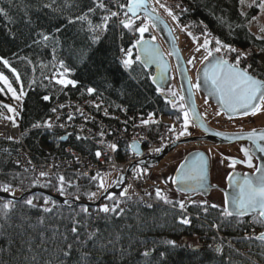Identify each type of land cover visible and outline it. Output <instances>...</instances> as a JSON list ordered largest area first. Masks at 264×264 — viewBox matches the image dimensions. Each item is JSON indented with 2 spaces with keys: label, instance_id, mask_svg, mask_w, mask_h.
<instances>
[{
  "label": "trees",
  "instance_id": "1",
  "mask_svg": "<svg viewBox=\"0 0 264 264\" xmlns=\"http://www.w3.org/2000/svg\"><path fill=\"white\" fill-rule=\"evenodd\" d=\"M180 1L188 10L183 12V17H191L200 25L203 21L213 36L236 49L254 48L258 54L264 53V39H257L247 28L255 9L241 16L239 0ZM104 2L114 10L109 0ZM46 4L51 7H45ZM93 7V0H0V9L7 14H0V57L7 59L16 73L2 63L0 72L8 78L21 99L16 118L20 141L0 138V186L11 185L9 192H0L19 196L37 189L64 197L70 205H62L36 193L14 201L15 206L5 218L2 205L9 200L0 198V264H62V249L69 243L73 245V256L71 261L65 260L63 264H78L82 251L91 252V264H147L149 260L151 264H264V241L245 238L255 227L262 228L255 215L225 218L220 215L222 209L219 207L189 203L185 208L193 218L186 227L178 222L182 214L172 204H168L172 209L130 205L119 214H104L98 208L87 207L89 211L85 214L81 211L82 204L73 203L77 196L83 199L92 191L87 180L76 179L71 174H59L51 182L42 181L14 166V157L21 148L27 149L38 162H45L51 156H67L66 146L83 154L92 152L94 144L78 139L79 133L75 128L71 129L72 135L61 141L63 133L59 131L55 133L45 127H32L37 121L50 118L55 105L67 99L82 101L88 97H99L104 105L112 108L122 105L132 113L146 115L159 111L165 116L180 119L179 107H173L157 94L149 81L150 72L135 61L133 54L134 63L130 69L126 70L121 64L120 49L131 48L135 41L132 36L136 35L138 39L139 33L124 29L119 24L120 17L111 18L107 30L93 31L92 28L100 25L102 17L107 15L98 8L89 12ZM80 16H86V19H76ZM69 20L73 22L69 23ZM150 30L143 37L149 36ZM38 32L49 35L50 39L43 41ZM94 35L100 37L96 43L92 42ZM82 51L89 54V59L83 63ZM251 60L254 62L255 58ZM61 61L70 71L65 72L61 68ZM57 79H72L78 83L75 87L64 86L56 83ZM88 87L96 91L89 95ZM0 89H3L0 91V121H3L8 116V109L3 107L8 103V96L3 86L0 85ZM45 95L50 97L48 101L43 100ZM125 147V142H120L116 155L120 156ZM61 175L65 178L64 194L59 190L58 177ZM151 197L158 199L156 195ZM29 198L33 199L36 207L24 204V200ZM45 198L49 201L47 205L44 204ZM45 206L52 211L44 212ZM77 221L79 240L71 232L73 223ZM214 224L219 227H213ZM97 229L96 242L87 241V233ZM117 236L119 240L114 247L109 245L99 249L100 243ZM184 239H187L185 243ZM142 240L148 243L142 245ZM163 240H174L176 247L161 243ZM195 240L199 241L197 249H193L197 245ZM153 241L156 242V251L152 256H140L144 247L153 246ZM217 247L222 251L216 252ZM122 248L126 250L123 254ZM160 252L165 253L162 261Z\"/></svg>",
  "mask_w": 264,
  "mask_h": 264
},
{
  "label": "snow or ice",
  "instance_id": "2",
  "mask_svg": "<svg viewBox=\"0 0 264 264\" xmlns=\"http://www.w3.org/2000/svg\"><path fill=\"white\" fill-rule=\"evenodd\" d=\"M155 4L159 5V7L163 8L165 12L172 18L174 22H176V26L180 29L181 32H185L187 28L194 26L192 23L188 25L181 26L179 23V15L173 11V9L167 7L166 4L160 3V0H154ZM240 5L243 7L246 4V0H239ZM94 7L89 8V12H94L95 9H101L104 12H107V15L102 17V23L100 25H96L92 28L93 31L104 29L107 30L108 22L111 18L117 17L119 18L121 13H123V19H119V24L128 30H135L140 33V39H137L131 48L125 50L121 48L120 51L123 54L121 59L122 66L127 70L130 69L134 63L132 59V49H137V54L135 56V61H143V63L148 64L157 60L160 57V53L158 49H154L148 47L146 42L143 41V34L148 31L149 25L147 23L142 22L140 26L135 27L136 20H139L138 12L143 10L146 15L144 17L145 20L151 19L153 22L158 20V17L154 15L156 12V8H149L148 0H126V3H118L116 5L117 11H112L105 4L104 0H93ZM45 7H51V5H44ZM257 7L262 12H264V0H252V3L247 4V7ZM176 7L180 9L181 12H187L186 8H182L180 4H177ZM0 14L7 15L3 12V9H0ZM130 14V15H129ZM241 16H245L246 14L241 11ZM78 20L86 19V16L77 17ZM256 19L255 17L252 18ZM73 21L69 20V23ZM203 25V21L200 22ZM91 25V22L89 21ZM59 31V29H56ZM189 37L192 38L193 43L198 46L194 49L195 52L199 53L201 50L205 53L202 59V63L207 61L208 63L205 65L203 69L204 80L210 84L211 89L214 94H216L219 98V104L223 110H226L229 113H237L240 112L242 115H256L257 113L264 112V79L258 78V76H264V69L259 67H254L253 64L248 63L246 66H242L243 60L250 55V53L237 51L231 44L224 42L217 36H213L207 28V25H203V31L201 32V36L204 37L203 43H200V37L193 35L192 32L186 33ZM38 36L42 38L43 41H48L50 39L49 35L38 32ZM100 39L99 36L94 35L92 38V42L96 43ZM155 40V37L152 38ZM257 39H264V37H257ZM38 42V41H34ZM214 42V46L213 45ZM142 44L145 46L140 47ZM175 51V49H174ZM143 53V55H141ZM232 53H235V59L229 60L227 57ZM170 55L172 53H169ZM81 62H86L89 59V54L87 51H82L81 54ZM211 58V59H210ZM30 62V61H29ZM195 57L188 59L187 63L194 65ZM0 63L4 65V67L9 68L13 73H16V69L11 68L9 61L0 57ZM61 68L64 69L65 72L70 71L67 69L63 63L60 62ZM166 69V65L163 66ZM199 71V70H198ZM17 80H19V75L17 74ZM153 82H155V78L153 77ZM0 82L4 84V86L8 89L9 92L12 93L13 98H18L15 90H13L12 85L9 83L8 78L0 72ZM56 83L68 86L71 85L75 87L77 85L76 80L72 79H57ZM189 88H199V84H191L189 83ZM3 91V89H0ZM89 95H92L96 90L93 87H88L86 89ZM159 91V89H158ZM171 91V90H170ZM23 94V93H21ZM172 97H176L177 93L171 91ZM50 99L49 96L45 95L43 97L44 101H48ZM184 96H180V100L183 101ZM173 105V107H177V103L175 99L169 101ZM3 107L7 108L9 112H14V109L9 105H3ZM62 107V106H61ZM179 108L183 111V129L179 132L177 139L180 136H184L187 133V129L190 123L193 125L199 123V116L195 113L194 109L190 110L185 109V105L183 103L179 104ZM53 112L56 111L55 108L52 109ZM217 116L220 115L218 111L216 113ZM11 119V117H9ZM71 119V117H69ZM149 121H142V123L147 124ZM13 125L15 126V122L13 120ZM53 126L52 122L49 120L37 121L32 125L33 128H51ZM62 126V125H61ZM170 131H174V129H170ZM240 139H244L245 137H238ZM247 139L252 140L253 144L259 152L264 153V145L256 143L257 140L264 141V130L257 132L256 129H253L251 132L247 134ZM11 139V137H9ZM60 139H64V137H60ZM79 139V137H78ZM110 148L113 151H116L117 145L111 144ZM161 149H156L155 151L159 152ZM240 151L244 154L243 160H236L234 158L225 157L224 159H229V167L235 168V166L239 163L245 164L248 168L254 169L251 173H243L241 176L240 173H228L227 180L230 186L235 187V193L232 195L231 199L226 196L224 199V205L220 215L222 217L228 218L233 216H243L248 213L255 214V218L260 222L264 223V162L259 165L253 164V154L252 150L248 148L241 147ZM96 157L99 159L102 155L100 151L95 153ZM139 155V153H137ZM223 163V160H221ZM208 168V160L205 158L195 159L187 164H181L179 168L176 169L177 173L180 175L171 179L173 184L177 185V190L180 192L187 191L191 188L193 184H202L206 172ZM47 173L41 172L40 176L44 177ZM107 174H102L101 172H97L95 175L91 176L92 181H98L97 183V191L90 192L88 195L91 198L99 199L104 197L106 199L112 200L111 194H107V186L105 176ZM60 183V192L64 194V176L58 177ZM123 177L117 183H122ZM11 189V185H3L0 186V191L9 192ZM194 190V189H193ZM128 192V188H125L120 196H125ZM107 194V195H106ZM156 197L158 199H162L166 204H172L173 207L177 205L183 211L185 209V203L183 200L173 202L168 196L164 195L161 189H156ZM79 199V196L76 197ZM49 203L48 199L45 198L44 204L47 205ZM65 204L68 203L67 200L64 201ZM119 201L113 200L112 206L110 207L108 204H104L99 207L98 211L104 214L115 213L119 214L123 211V209H119ZM207 203V202H205ZM24 204L29 207H36L33 203V199L29 198L24 200ZM15 206L14 201L9 200L3 203V215L6 218L8 212ZM151 207L152 205H148ZM212 208L219 207L216 204L211 205ZM207 212V208L204 209ZM44 212H51L52 209L49 207H43ZM81 211L85 214L88 213V208L83 207ZM43 223V221H40ZM178 222L181 224H190L191 221L187 216L181 215L178 219ZM78 221L74 222L71 227V232L76 234L77 239L79 240V227ZM213 227H219L218 225H213ZM99 235V230L89 231L87 233V241L96 242L97 237ZM246 239L252 237H245ZM255 239L264 241V232L260 233L258 236L254 237ZM119 236L116 239H108L106 243H100L99 249L103 250L107 248L109 245L113 247L118 242ZM142 245H146L148 241H140ZM156 242H152V247H144V250L139 253L140 256L144 258H149L156 251L155 247ZM161 243L170 245L172 247H176V242L174 240H163ZM73 245L71 243L67 244L66 248L62 249L61 257L62 264L63 261H71L73 256ZM121 254H123L126 250L121 249ZM216 252H221L222 250L217 247L215 249ZM130 254V253H129ZM161 261L163 260L165 253H159ZM91 252L82 251L80 254V258L78 264H91ZM34 259V258H33ZM147 264H151V261H147Z\"/></svg>",
  "mask_w": 264,
  "mask_h": 264
},
{
  "label": "rangeland",
  "instance_id": "3",
  "mask_svg": "<svg viewBox=\"0 0 264 264\" xmlns=\"http://www.w3.org/2000/svg\"><path fill=\"white\" fill-rule=\"evenodd\" d=\"M121 1L122 0H109V2L114 4L115 6L118 3H120ZM148 1L156 8V10L160 14V16L168 23V25L172 29V31L175 35L176 41H177V45L179 46V49L182 53L184 61L187 64V68L189 70L190 77L193 78L194 73H195L196 69L199 67L198 65L202 62V59H203V56L205 55V53L203 52V50H201V52H199V53L194 51V49L198 45L193 43L192 38L189 37L186 33L190 31L193 33V35L200 37V41H199L200 43H203L204 37L201 36L200 33H196V32L191 31L189 28H187L185 32H181L180 29L176 26V22H174L172 20V18L167 14V12H165V10L163 8H161V7H159V5L155 4L154 0H148ZM250 3H252V0H246V4L243 7L239 3V11L240 12L243 11L245 14H247L249 11L253 12V9L256 10L255 12H253V17H255L256 19L253 20L252 19L253 17H252L247 22V28L254 36L264 37V12H262L260 9H258L255 6H253L251 8L247 7V4H250ZM115 10H113V11H115ZM120 19H123V14L120 15ZM142 22L147 23L142 18H140L139 20H136L135 27L140 26ZM180 25L183 26L182 24H180ZM192 28H196V27L192 26ZM149 30L150 29L148 28V31ZM195 30L198 31L199 29L197 28ZM150 34H151V30H150ZM138 37H140V33H139ZM154 37H156V36H154ZM132 39L135 40L136 35H133ZM212 46H214V42H213ZM192 57H195L194 65L187 63L188 59H190ZM258 57L259 58L255 64L256 65L255 67H260L261 69H264V55H259ZM169 84L173 85L172 87H175V84H176V86H178L177 82H170ZM0 85L4 87V89L6 90L7 96H8V103L6 105H9V106H11V108L14 109V112L8 111L7 119H9V117H11V119H14V117L16 116L17 112L20 109L21 99L18 97L17 94L16 95L18 98H13L12 93L8 91V89L4 86V84L2 82H0ZM165 94L169 95V93H165ZM199 95H198L199 97H197L195 95V100L197 103L198 111H199L201 117L203 118L204 122L214 130H218V131H222V132H239V131L240 132H249V131H245V130H243V131L239 130L238 131L237 128H240V127L241 128H250L251 125L252 126L257 125L256 123H259L260 119L263 118L260 116L263 115L264 112H260L259 116L257 115L259 117L258 122L255 120H247V119L243 120V121L242 120H240V121L239 120L238 121H227L225 118L222 117L221 114L219 116H217L216 113L218 110L211 103L206 101V99L201 94H199ZM86 104L91 105L90 103H86ZM158 116L162 117V114L160 113V114H158ZM157 118H159V117H156V119ZM150 119L151 120L153 119V121H154L155 117L153 115H148L146 118L142 117L141 121H149ZM165 120H167V119H165ZM167 121H169V120H167ZM180 121L184 122V118H180ZM86 122H90V120L87 119ZM169 122H172V121H169ZM179 127H181V130H182L183 129V123L180 124ZM188 128L192 129L190 131L191 136H184V137L180 136L179 139H177L178 135L175 136L176 139L174 141H172L170 143L167 142V143H165L164 146L157 147L156 149H161V150L159 152L155 151L156 149L154 151H152V155H150L149 159H146L145 161H149L148 163L153 162L152 159L154 158V156L159 155L167 146H170L177 141H180L183 139H195L196 141H191V142L176 146L174 149H171L168 153H166L160 160L151 164V166L149 168H143V167L140 168V167H138L139 166L138 164H135L133 166V163H128L127 164L128 167H126L124 173H122V175L120 176V179L118 181L121 180L122 176H125V178H127V177L133 178L132 175H134L137 178L143 179L144 182L142 181V183H144L143 184L144 186L141 187L140 189L143 191V193H145V195L148 197V199L151 198V196L156 195V189L159 188V189H161L162 193L164 195L168 196V198L171 199L172 201L183 200L184 203H186L185 201H187L188 197L186 195H181L179 193L176 194V191L173 189V187L171 185V182H170L171 179H169V178L172 176V173L174 172V170L176 169L178 164L181 162V160L185 156V154L189 153L187 151L194 150V149H201V151L204 150V151H206V153H208L211 156V159L213 162V164H212L213 176L215 177L216 180L219 177L223 182L222 176L226 172H228V168L225 165L226 164L225 161L223 163H221V160H222L221 154H231V153L235 152L234 145H232V144H238L240 142L225 145V144H218V143H215L213 141H203V140H200V138L203 136V133L200 130H198L192 123L189 124ZM194 128L196 130H194ZM262 129H264V128H262ZM250 131H252V130H250ZM87 132H88V134H94L93 132L86 130L85 133H87ZM180 138H182V139H180ZM194 143H201L202 145L196 146V145H194ZM218 157H220V159ZM116 162L124 163L125 157L121 155L119 159L116 158ZM129 167H132V168L130 169L129 172H127ZM244 173H247V172H244ZM241 174H243V173H241ZM115 175H117L116 169L109 176H105L107 191L111 188H114L113 185H116L114 183V181L116 180V179H114ZM91 176H93V175H89V176L88 175H82V177H79V176H75V177H76V179H80V180L83 179V180L92 181ZM92 182H94V181H92ZM97 182L98 181H96V183ZM210 185L216 186L217 188H224V184H222V186L216 185L213 181L210 183ZM125 188H127V187H125ZM95 191H97V184H96V186L95 185L93 186V189L91 192H95ZM11 193L15 194L16 191H11ZM108 194H111L113 199L109 200V199H106L103 197L97 207H88L85 205V204H88V202H89V200H88V197H90L89 195L87 196V198L84 201H82L80 199H76L75 201H76V203L80 202L83 206L88 207V208H98L99 209V207L104 205V204H108L111 207L113 200L116 201V198H114L115 194H113V193H108ZM197 197H199V196H197ZM61 198H64V197H61ZM93 199L94 198H91V202L93 201ZM157 200H158L157 201L158 206L160 204L161 205L165 204L162 199H157ZM188 200H189V198H188ZM117 201L120 202L119 203V209L120 208L121 209L127 208L130 205L140 206L137 204H133L134 202H131V201L129 202L127 200V198H119V199L117 198ZM95 202H93V203H95ZM194 202L200 203V204H208V205L216 204L219 206V208H221L223 205V197H222V193L218 189H214L210 192V194L208 196H204V197L201 196V197H199V199L195 200ZM205 202H207V203H205ZM195 242H196V244H198L199 241L195 240Z\"/></svg>",
  "mask_w": 264,
  "mask_h": 264
},
{
  "label": "built area",
  "instance_id": "4",
  "mask_svg": "<svg viewBox=\"0 0 264 264\" xmlns=\"http://www.w3.org/2000/svg\"><path fill=\"white\" fill-rule=\"evenodd\" d=\"M169 8L177 12L179 9L176 7L180 4L178 0H166ZM181 5V4H180ZM246 61V58L243 62ZM242 62V63H243ZM86 103L94 105V100H87L83 103H79L75 100L70 101L72 107L66 110H56L55 115L50 119L53 126L51 129H61L67 131L68 126L60 121L61 117L65 114L67 116L81 113L82 121L76 122V127L82 129L87 138L93 140L98 138L99 141H94L95 148L92 155H85L78 150L72 149L70 146L65 148L67 156L64 157H52L45 162L35 161L33 155L25 148L18 150L14 157L13 164L15 167L21 168L24 172L40 174L41 172L47 173V175L54 174L59 171L75 172L82 175H95L97 172L111 173L117 169V174L124 173L127 164L133 162L138 158L148 157L152 151L157 147L164 146L167 142H172L180 132L179 124L172 123L165 118H157L151 124L142 123L140 120V113H132L126 110L124 106H118L112 109L109 105H105L98 110V112L92 111L86 107ZM61 106H64L62 104ZM88 106V105H87ZM87 119L90 122H86ZM62 125V126H61ZM174 129V131H170ZM91 131L94 134L85 133V131ZM0 137L12 140L20 141L21 134L16 126L11 122H4L0 124ZM129 140H136L143 149L140 156L130 154L128 159L124 163L116 162L115 155L110 148L111 144H118L120 142H128ZM97 151L102 153L98 159L95 155ZM130 189L134 192L131 201L136 204L137 202L145 208H150L148 205H153V202L148 200L145 196L137 191L138 185L141 181L136 178H129L127 180ZM249 225H252L248 221ZM257 230L254 229L250 232V236L256 235Z\"/></svg>",
  "mask_w": 264,
  "mask_h": 264
},
{
  "label": "water",
  "instance_id": "5",
  "mask_svg": "<svg viewBox=\"0 0 264 264\" xmlns=\"http://www.w3.org/2000/svg\"><path fill=\"white\" fill-rule=\"evenodd\" d=\"M124 3H126V0H124ZM148 5H149V3H148ZM149 8H152V7L149 5ZM145 15H146V13L143 10L138 12V16L145 17ZM154 15L158 17V20L153 22L151 19H148V21L152 25L153 29L159 35L160 40L162 41V43L165 46V48L167 49V51L169 53H172L171 55L170 54L169 55L171 58V63H172L173 68L175 70V75L177 78V82L179 85L181 96H184V98H185L183 100V103L185 105V109L190 110V114H191V110L194 109L195 113L199 116V123L195 124L194 126L203 133V136L200 138V140L213 141L215 143L225 144V145L236 143V142H247L250 144L252 153L255 157V165H259L260 163L264 162V153L256 150V148L253 144V141L246 138L247 134L251 131H249V132H222V131L212 129L211 127H209L204 122V120L201 117V115L198 111V108H197L193 88L192 89L189 88V83H191L190 76L188 74V70H187L184 58H183L181 51L177 45L176 39H175L169 25L167 24V22L160 15H158L156 12L154 13ZM143 41L146 42V45L148 47L158 49L159 53L161 55L157 60L150 62L148 64L143 63V61H136V62L145 71H151L152 72L150 77H149L150 84L152 85V87L155 90L158 91V89H159V95L162 98H164V94H162L161 91L164 90L167 87V85L171 82L172 67H171L170 60L165 57L159 42L153 41L149 38H145V39H143ZM143 46H145V45L142 44L140 47H143ZM174 49H175V51H174ZM134 52H135V56H136L137 49L134 48ZM141 55H143V53H141ZM207 63H208L207 61H204L203 63H201V65L198 67V69L195 73L196 84H199V88H196V89L199 92V94H201L206 99V101L211 103L220 113L224 114L226 117L235 118V117L243 116L240 112L229 113L226 110H223L221 108V106L219 104L218 96L213 93L210 84L204 80L203 69ZM164 65H166V69L163 67ZM153 77L155 78V82H153V79H152ZM262 130H264V129H262ZM259 131H261V130H259ZM259 131H257V132H259ZM241 136H243L245 138L244 139L238 138ZM191 141H196V140L195 139H183V140L177 141L174 144L167 146L159 155L154 156V158L152 159L153 162L148 163L149 161L144 160V161H140L138 163V165L140 167H143V168H149L151 166V164L160 160L171 149H174L178 145L185 144V143H188ZM256 143L264 145V141L257 140ZM132 149L136 152H139L138 147L136 145L133 146ZM199 158H205L208 160V168H207L206 176H205L203 183L199 184V185L193 184L189 190L184 191V192H180L177 190V185L173 184L171 181V185H172L173 189L176 192H178L179 194L190 196V198L197 197V196H199V197L208 196L212 190L218 189L222 193L223 205H224L225 197L227 196L230 200L232 195L235 193V187L229 185L227 178L225 180L224 188H217L216 186L210 185L209 159H208V155L204 151L195 150V151L187 153L185 155V157L181 160V162L178 164L176 169L179 168L181 164H187V163H189L195 159H199ZM134 165L135 164H133V166ZM131 168L132 167H129L127 172H129ZM176 169L174 170L171 178H175V177L180 175L179 173H177ZM232 173H239V172H232ZM247 173H249V172H247ZM242 175L243 174H241V176ZM123 183H124V177H123V182L119 186L109 189L107 191V194L108 193L117 194ZM36 193L43 194V195L59 202L60 204L65 205V203H64L65 199H63L59 196H56V195H51V194L46 193L42 190L27 191V192L22 193L18 197H14V196L8 195L6 193L0 192V198L12 200V201H19L27 195L36 194ZM102 198L103 197L99 198L95 203H90V204H85V205L88 207H97L99 205L100 201L102 200ZM74 204H81V203L75 202ZM249 215H255V214L248 213L246 215L238 216V217H245V216H249ZM233 217H237V216H233ZM262 232H264V223H263V231ZM186 240L187 239H184L183 242L185 243ZM198 247L199 246H193V249H197Z\"/></svg>",
  "mask_w": 264,
  "mask_h": 264
},
{
  "label": "flooded vegetation",
  "instance_id": "6",
  "mask_svg": "<svg viewBox=\"0 0 264 264\" xmlns=\"http://www.w3.org/2000/svg\"><path fill=\"white\" fill-rule=\"evenodd\" d=\"M260 68V67H259ZM258 78H262V79H264V76H258ZM171 82H173V81H171ZM192 84H194V79H192ZM171 86V87H170ZM173 85H171V84H168L167 85V87L164 89L165 91H164V93H169V95H165V97L167 98V99H169V101H171V100H173V99H175V101H176V103H177V107H179V104L180 103H183L181 100H180V92H179V88H178V86H176V84H175V87H172ZM178 88V89H177ZM194 89V94L197 96V97H199L200 95L197 93V91L195 90V88H193ZM174 91V92H176L177 93V96L176 97H172V95H171V91ZM199 96H198V95ZM180 109V108H179ZM218 112V111H217ZM180 114H181V116H182V118H183V111L180 109ZM257 115H259V113H257L256 115H254L256 118L255 119H257V120H255V121H257L258 122V118L259 117H257ZM223 118H225L227 121H240V120H246L245 119V116H242V117H239V118H232V119H228V118H226V117H224V115L222 116ZM260 117H263L262 119H260V121H259V123H256L257 125H255V126H250V128H237V130L239 131V130H245V131H250V130H253V129H256L257 131L258 130H261L262 128H264V114L262 115V116H260ZM253 119V118H252ZM242 120V121H243ZM192 129L191 128H188L187 129V133L184 135V136H191L190 134V131H191ZM194 130H196L195 128H194ZM240 132V131H239ZM184 136H182V137H184ZM180 139H182V138H180ZM194 145H196V146H201L202 144L201 143H194ZM232 145H234V148H235V152H233V153H231V154H221V157H222V160H223V162L225 161L226 162V167L228 168V172H226L223 176H222V178H223V182H222V180L218 177V179L216 180L215 179V177L213 176V174H212V171H213V168H212V164H213V162H212V159H211V156L208 154V153H206V151H204V150H202V151H204L207 155H208V159H209V175H210V183L213 181L216 185H220V186H222V184H224L225 185V180H226V178H227V176H228V173H230V172H239V173H244V172H252L254 169H250V168H248L245 164H243V163H239V164H237L236 166H235V168H230L228 165H229V163H230V160L229 159H224L225 157H230V158H234V159H236V160H243L244 159V154L240 151V149H241V147H244V148H248V149H251V146H250V144L249 143H247V142H240V143H238V144H232ZM195 150H201V149H194V150H190V151H187V152H192V151H195ZM253 154V153H252ZM186 155V154H185ZM185 157V156H184ZM183 157V158H184ZM182 158V159H183ZM219 159H220V157H218ZM253 164L255 165V157H254V155H253ZM173 174V173H172ZM170 182H171V180H170ZM176 194H178V192H176ZM187 196V195H186ZM188 198L190 197V196H187ZM188 198H187V200H188ZM197 199H199V197H193V198H190V200L191 201H194V200H197Z\"/></svg>",
  "mask_w": 264,
  "mask_h": 264
},
{
  "label": "bare ground",
  "instance_id": "7",
  "mask_svg": "<svg viewBox=\"0 0 264 264\" xmlns=\"http://www.w3.org/2000/svg\"><path fill=\"white\" fill-rule=\"evenodd\" d=\"M202 26V25H201ZM150 27H152V25L150 24ZM173 82H175V76L173 75ZM75 100H78V99H75ZM243 116H245V115H243ZM259 116V115H258ZM257 116V117H258ZM262 116V115H261ZM235 118H239V117H235ZM253 118V119H252ZM256 117L254 116V115H252V114H249V115H247V116H245V119H247V120H257V119H255ZM243 120V119H242ZM260 234V233H259ZM259 234H256V235H253V236H249V237H252V238H254V237H256V236H258ZM221 239H223V240H225L227 243H229L230 241L229 240H227V239H225V237L224 236H222L221 234H219L218 235Z\"/></svg>",
  "mask_w": 264,
  "mask_h": 264
}]
</instances>
